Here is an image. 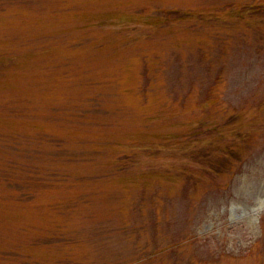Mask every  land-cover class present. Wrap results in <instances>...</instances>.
<instances>
[{
    "label": "rangeland",
    "instance_id": "1",
    "mask_svg": "<svg viewBox=\"0 0 264 264\" xmlns=\"http://www.w3.org/2000/svg\"><path fill=\"white\" fill-rule=\"evenodd\" d=\"M260 201L264 0H0V264H264Z\"/></svg>",
    "mask_w": 264,
    "mask_h": 264
},
{
    "label": "bare ground",
    "instance_id": "2",
    "mask_svg": "<svg viewBox=\"0 0 264 264\" xmlns=\"http://www.w3.org/2000/svg\"><path fill=\"white\" fill-rule=\"evenodd\" d=\"M264 208V201H260L258 204H257V206L256 207H254V208H251L252 209V212H259L260 210H262ZM247 211L246 210H244L243 211V213H246Z\"/></svg>",
    "mask_w": 264,
    "mask_h": 264
},
{
    "label": "trees",
    "instance_id": "3",
    "mask_svg": "<svg viewBox=\"0 0 264 264\" xmlns=\"http://www.w3.org/2000/svg\"><path fill=\"white\" fill-rule=\"evenodd\" d=\"M16 112H18V111L16 110Z\"/></svg>",
    "mask_w": 264,
    "mask_h": 264
}]
</instances>
